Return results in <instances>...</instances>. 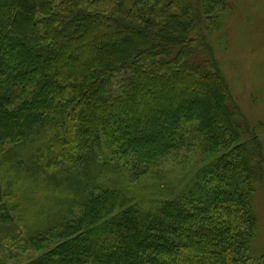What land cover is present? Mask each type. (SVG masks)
Masks as SVG:
<instances>
[{"label": "trees", "instance_id": "trees-1", "mask_svg": "<svg viewBox=\"0 0 264 264\" xmlns=\"http://www.w3.org/2000/svg\"><path fill=\"white\" fill-rule=\"evenodd\" d=\"M229 2L0 0V248L31 235L0 264L26 248L25 264H264L263 145L207 39ZM15 149L72 189L59 230L22 224L27 197L3 185Z\"/></svg>", "mask_w": 264, "mask_h": 264}, {"label": "rangeland", "instance_id": "rangeland-1", "mask_svg": "<svg viewBox=\"0 0 264 264\" xmlns=\"http://www.w3.org/2000/svg\"><path fill=\"white\" fill-rule=\"evenodd\" d=\"M229 3L230 7L214 15L218 29L209 34L207 39L228 82L232 101L240 109L248 126L255 130L264 152V0H232ZM26 157L27 154L22 149H15L4 155L3 185L9 186L18 197L26 195L27 201L23 202L20 218L23 216L22 224L27 225L28 229L35 231L39 227H55L59 230L78 213L74 203L76 197L67 183L57 184L51 179L53 171L49 175H34L28 173L23 166L18 169L17 164L22 161L29 166ZM69 165L72 168L73 165ZM189 167H178L180 174L183 170L184 175L190 170ZM163 169L160 174L162 181L150 178L143 182L147 187V194L157 192L154 190L162 186L163 181H172L169 166L166 165ZM173 184L177 185L175 181ZM136 188V184H131V192L135 193ZM254 207L260 230L253 241L252 254L259 259L264 257V184L255 196ZM25 231L24 228L19 231L22 233V242L17 244L19 248L24 247L31 239L30 233ZM7 247L0 248V256L19 254L14 245ZM36 255L34 250L26 248L19 259L10 260L8 264H25Z\"/></svg>", "mask_w": 264, "mask_h": 264}]
</instances>
